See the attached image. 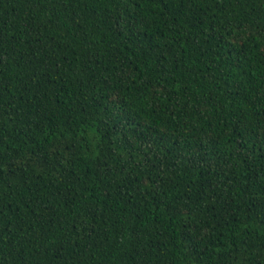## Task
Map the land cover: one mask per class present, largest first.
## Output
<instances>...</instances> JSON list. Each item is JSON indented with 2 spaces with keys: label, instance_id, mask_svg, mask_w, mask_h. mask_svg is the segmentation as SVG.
I'll use <instances>...</instances> for the list:
<instances>
[{
  "label": "trees",
  "instance_id": "trees-1",
  "mask_svg": "<svg viewBox=\"0 0 264 264\" xmlns=\"http://www.w3.org/2000/svg\"><path fill=\"white\" fill-rule=\"evenodd\" d=\"M0 264H264V0H0Z\"/></svg>",
  "mask_w": 264,
  "mask_h": 264
}]
</instances>
